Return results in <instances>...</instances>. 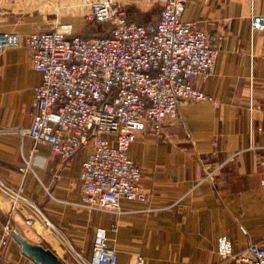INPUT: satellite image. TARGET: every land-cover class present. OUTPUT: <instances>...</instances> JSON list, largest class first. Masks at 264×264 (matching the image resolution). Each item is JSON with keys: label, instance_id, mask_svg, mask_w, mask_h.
Segmentation results:
<instances>
[{"label": "crops", "instance_id": "obj_1", "mask_svg": "<svg viewBox=\"0 0 264 264\" xmlns=\"http://www.w3.org/2000/svg\"><path fill=\"white\" fill-rule=\"evenodd\" d=\"M149 2L135 3L144 8ZM23 9L0 0V32H17L23 42L0 53V181L22 188L41 215L31 227L26 218L34 212L20 206L12 214V230L51 249L65 264L90 260L98 228L107 230L118 264H134L137 255L148 264H236L219 255V237L227 236L235 253L264 238L263 152L252 148L264 147V34H256L252 43L250 30V16L264 13V0L186 1L183 20L196 22L220 49L213 75L194 80L215 101L182 105L160 135L138 133L129 156L142 169L149 198L145 203L123 199L120 213L82 206L80 175L88 147L63 161L49 146L7 131L31 127L34 88L42 81L25 43L30 33L40 30L39 22ZM156 23L147 25L150 31ZM76 27L80 33L81 26ZM25 158L32 169L22 173ZM208 168L216 169L211 178L206 177ZM10 211L11 201L0 190V238ZM44 220L53 228L47 229ZM4 255L37 264L14 238Z\"/></svg>", "mask_w": 264, "mask_h": 264}, {"label": "built area", "instance_id": "obj_2", "mask_svg": "<svg viewBox=\"0 0 264 264\" xmlns=\"http://www.w3.org/2000/svg\"><path fill=\"white\" fill-rule=\"evenodd\" d=\"M163 1L152 31L130 19L115 0H86V22L108 25L106 34L85 36L75 32L72 22H55L50 29L26 37L31 65L41 73L42 81L34 88L31 127L7 131L49 146L63 161L88 147L80 180L82 206L89 210L120 213L123 199L147 202L142 169L129 156L138 133L149 130L160 135L166 122L178 117L182 105L215 101L197 88L194 80L206 81L213 75L219 47L196 22L183 20L187 0ZM250 22L254 43L256 34H264V13L253 12ZM22 43L17 32H0V53ZM250 55L252 59L256 56L253 48ZM250 87L253 111V80ZM252 148L263 152L264 169V147ZM30 169V160L25 158L20 171ZM210 169L207 178L215 175L216 169ZM261 186L264 188V177ZM0 190L11 201V217L0 238V264H21L4 255L12 238V214L20 206L31 209L34 216L26 218V224L33 227L41 212L22 188L0 181ZM44 222L47 229L53 228L49 221ZM108 240L107 230L98 228L92 256L90 260L81 258L80 264H118V252ZM218 253L236 264H264V238L235 253L231 240L221 236ZM134 264L148 262L137 255Z\"/></svg>", "mask_w": 264, "mask_h": 264}, {"label": "rangeland", "instance_id": "obj_3", "mask_svg": "<svg viewBox=\"0 0 264 264\" xmlns=\"http://www.w3.org/2000/svg\"><path fill=\"white\" fill-rule=\"evenodd\" d=\"M121 9L127 12L132 20L148 25L156 23L163 8V0H150L146 7L135 1L115 0ZM24 6V11L39 22V29L48 30L55 22H72L74 27L81 26L80 33L104 35L108 25H93L86 22L84 13L87 9L86 0H1ZM12 237V236H11ZM13 239V237H12Z\"/></svg>", "mask_w": 264, "mask_h": 264}, {"label": "water", "instance_id": "obj_4", "mask_svg": "<svg viewBox=\"0 0 264 264\" xmlns=\"http://www.w3.org/2000/svg\"><path fill=\"white\" fill-rule=\"evenodd\" d=\"M11 235L20 244L22 253L37 264H65L51 249L31 243L16 230Z\"/></svg>", "mask_w": 264, "mask_h": 264}, {"label": "trees", "instance_id": "obj_5", "mask_svg": "<svg viewBox=\"0 0 264 264\" xmlns=\"http://www.w3.org/2000/svg\"><path fill=\"white\" fill-rule=\"evenodd\" d=\"M138 23H139V22H138ZM140 24H142V23H140ZM93 25H97V24H93ZM103 25H104V24H102V26H103ZM81 34H83V35H85V36L87 35V34H84V33H81ZM88 35H99V34H90V33H89ZM100 36H102V35H100Z\"/></svg>", "mask_w": 264, "mask_h": 264}]
</instances>
